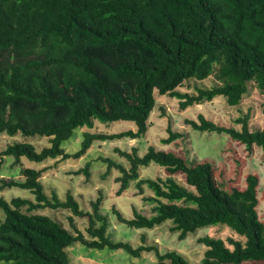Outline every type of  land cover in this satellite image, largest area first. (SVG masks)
Segmentation results:
<instances>
[{"label":"trees","instance_id":"1","mask_svg":"<svg viewBox=\"0 0 264 264\" xmlns=\"http://www.w3.org/2000/svg\"><path fill=\"white\" fill-rule=\"evenodd\" d=\"M216 83L197 88L196 94L178 90L187 79ZM254 82L264 93V0H0V134L46 137L48 145L36 150L32 143L8 144L0 156L34 162L66 160L83 156L94 141L137 139L148 128L155 106L154 92L179 100L185 109L194 103L223 96L229 105L239 104ZM264 114V103L262 105ZM249 115L236 119L240 129L222 126L198 115L187 119L192 129L226 133L246 149L260 147L264 155V127L251 130ZM132 121L135 130L114 133L82 132L79 148L68 153L62 143L76 128H91L94 121ZM181 133L168 128L169 144ZM127 167L103 158L107 169L119 175L116 195L135 181L151 195L150 215L134 211L125 218L112 209L116 219L130 227L152 229L166 220L179 240L197 228L225 224L244 241L208 235L197 241L206 246L200 264H264V223L256 174H247L242 188L220 187L209 160L188 163L172 151L148 146L139 155L114 149ZM151 162L164 168V178H140V167ZM88 165L73 171L87 177ZM47 167H24L23 179H1L3 187L28 189L33 199L0 196V264H71L67 249L80 242L88 248L122 249L133 257L154 251V264H189L178 252L160 253L153 245L111 239L108 219L101 214L102 196L83 210L70 191L60 200L49 198L40 182ZM182 174L184 182L175 179ZM25 208L27 212H23ZM68 209L84 218L85 232L71 233L50 216L30 213L40 209ZM143 238V237H141Z\"/></svg>","mask_w":264,"mask_h":264},{"label":"rangeland","instance_id":"2","mask_svg":"<svg viewBox=\"0 0 264 264\" xmlns=\"http://www.w3.org/2000/svg\"><path fill=\"white\" fill-rule=\"evenodd\" d=\"M216 83L213 75L204 80L187 79L178 90L188 94H196L197 88H207ZM247 92L237 105L227 104L223 96H217L212 100H204L194 103L191 106L181 109L179 100L168 95H159L154 92L155 106L148 118V128L146 133L137 138H119L111 141H94L87 152L77 159H47L45 162H34L21 157V163L14 164L12 156H0V180L23 179L21 170L24 167L39 169L47 167L40 176L43 190L50 198L55 192L60 200H64L67 191H70L79 206L83 210H90V201L98 195L102 196L100 203V213L108 219V229L110 237L114 241L123 240L136 247L140 244L155 246L160 253L174 250L189 264H200L206 246L199 243V237L208 235L222 239L227 244L228 238L244 241V238L234 232L232 228L225 224H216L197 228L194 232L188 233L184 239L179 240L177 231H171L170 220L152 228H134L119 222L113 212V208L119 211L125 218L133 217L134 211L143 215H150L151 205L143 197L151 195L152 192L143 185L140 192L135 181L130 182L128 188L120 195H116L118 183L115 177L119 171L115 168L107 169V163L102 160L109 158L116 163L127 167V161L118 155L114 150L120 148L130 151L131 147H136L139 155L147 150L148 146L156 149L172 151L178 156L187 159L188 163L209 160L212 162L217 172V183L220 187H227L229 184L239 188L244 187L247 174H256L259 179L257 186V196L259 198L256 207L259 219L264 223V155L260 147L252 146L251 150L232 140L226 133H216L209 131H198L191 128L187 119L198 121V115H203L206 119L222 126H232L240 129V123L236 119L244 114L249 115L248 126L251 130L264 127V114L262 105L264 103V93L261 92L254 82L247 84ZM136 126L132 121L100 122L94 121L91 128H76L70 138L62 143L66 152L72 153L80 146L82 132H106L114 133L122 130H135ZM168 128L173 132L181 133L169 144H163L161 139L167 137ZM32 143L36 150L48 145L46 137L23 136L17 133L13 136L0 134V151L8 144L17 141ZM88 165L89 175L84 173L78 175L72 172ZM166 176L163 167L151 162L148 166L140 167V178H164ZM175 179L184 182L182 174H175ZM1 185V181H0ZM0 196L9 201L13 197H24L33 199V194L28 189L19 187H3ZM23 212H27L22 208ZM30 213H41L50 216L59 222L63 227L73 233L69 225V217L78 230L85 237L89 238L85 232L87 222L84 218L72 216L68 209H40ZM3 211L0 210V221L3 219ZM143 237V238H141ZM68 256L71 264H154L156 256L154 251L143 252L138 257H133L123 251L109 250L107 248H88L80 242H74L68 249Z\"/></svg>","mask_w":264,"mask_h":264}]
</instances>
